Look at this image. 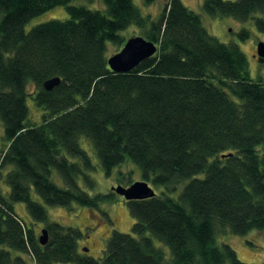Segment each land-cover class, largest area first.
<instances>
[{
	"label": "trees",
	"instance_id": "trees-1",
	"mask_svg": "<svg viewBox=\"0 0 264 264\" xmlns=\"http://www.w3.org/2000/svg\"><path fill=\"white\" fill-rule=\"evenodd\" d=\"M75 1L0 0V264H248L216 235L264 231V79L250 77L239 46L208 33L202 15L264 34V0H202L200 13L164 0L156 17L133 0ZM56 7L67 18L25 28ZM130 26L157 51L114 73L108 46L119 50ZM52 77L59 84L45 90ZM126 162L159 192L125 201L130 231L112 230L100 258L79 252L83 232L49 220L46 207L97 208L110 195L88 194L91 172Z\"/></svg>",
	"mask_w": 264,
	"mask_h": 264
},
{
	"label": "rangeland",
	"instance_id": "rangeland-1",
	"mask_svg": "<svg viewBox=\"0 0 264 264\" xmlns=\"http://www.w3.org/2000/svg\"><path fill=\"white\" fill-rule=\"evenodd\" d=\"M181 2L189 9L200 13L202 0H181ZM76 4H84L88 7L99 6L97 0L92 3H87L85 0L75 1ZM133 3L140 6L144 14L151 17H156L160 12L164 0L144 5L141 0H133ZM67 13L64 7L52 8L37 17L31 19L25 26L26 29L34 26L37 23L45 22L52 19H65ZM202 22L205 29L213 35L219 42L224 44L235 43L244 53L250 77H261L264 79V63L259 62L256 57V45L258 42H264V34L255 30L254 25L250 22H238L234 19L224 16H207L202 15ZM247 28L250 32L248 38L240 41L237 33L241 28ZM124 39L131 36L139 35V30L130 26L123 31ZM140 36V35H139ZM118 48L114 45H109L107 53L113 54ZM29 107V115L32 122L36 123L39 120V110L35 108L30 100L27 102ZM3 129L0 122V147L3 143ZM82 144L86 149L90 150V145L87 141L82 140ZM94 157V156H93ZM94 183V189L86 190L90 196L100 193L101 195H110V199L103 200L98 204L97 208H87L77 206L72 210H67L63 207H46L48 218L51 221L58 222L64 226L77 227L83 232V237L78 241L79 252H84L93 258H100L104 247V241L109 236L112 230L119 232H129L130 226L133 223V218L130 216L125 200L122 196L116 194L112 187L121 185L127 187L129 183L139 181L140 172L138 168L129 162L113 169L111 174L105 175L98 166L96 170L91 172ZM59 186H62L59 179ZM155 193L159 192L158 187H152ZM15 210L20 216L26 219L24 206L20 203L15 205ZM27 221V220H26ZM44 228L42 224L34 226L37 238L41 235L40 230ZM218 243H227L235 251L237 257L242 262L248 264H258L264 261V231L253 230L247 235H233L225 230V232L216 235ZM165 248V247H164ZM166 249V248H165ZM82 252V253H83ZM168 254V253H167Z\"/></svg>",
	"mask_w": 264,
	"mask_h": 264
},
{
	"label": "water",
	"instance_id": "water-1",
	"mask_svg": "<svg viewBox=\"0 0 264 264\" xmlns=\"http://www.w3.org/2000/svg\"><path fill=\"white\" fill-rule=\"evenodd\" d=\"M157 51L156 45L142 36L135 35L127 38L122 47L106 59L108 69L114 73H126L133 70L139 63L153 56ZM256 55L259 59H264V42L260 41L256 45ZM60 82L59 77H52L43 83L45 90H51ZM112 190L122 196L125 201L144 200L154 195L153 189L145 181L132 182L127 187L117 185ZM41 245L47 242V231L41 229L38 237Z\"/></svg>",
	"mask_w": 264,
	"mask_h": 264
}]
</instances>
